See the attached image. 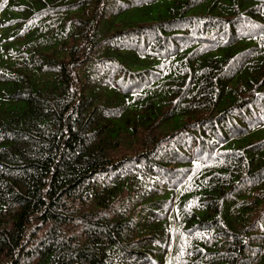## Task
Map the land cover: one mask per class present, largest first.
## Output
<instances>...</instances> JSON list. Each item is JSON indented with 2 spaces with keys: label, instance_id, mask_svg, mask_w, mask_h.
Segmentation results:
<instances>
[{
  "label": "trees",
  "instance_id": "trees-1",
  "mask_svg": "<svg viewBox=\"0 0 264 264\" xmlns=\"http://www.w3.org/2000/svg\"><path fill=\"white\" fill-rule=\"evenodd\" d=\"M0 264H264V0H0Z\"/></svg>",
  "mask_w": 264,
  "mask_h": 264
}]
</instances>
